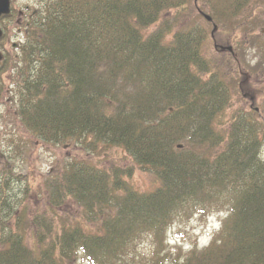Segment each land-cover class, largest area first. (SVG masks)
Segmentation results:
<instances>
[{
  "label": "trees",
  "instance_id": "obj_1",
  "mask_svg": "<svg viewBox=\"0 0 264 264\" xmlns=\"http://www.w3.org/2000/svg\"><path fill=\"white\" fill-rule=\"evenodd\" d=\"M40 1L24 28L22 58L12 61L15 118L41 143H73L93 155L120 147L155 184L139 192L131 166L65 160L43 182L44 209L28 214V183L15 194L14 172L1 170L0 264H126L134 257L158 264L183 208L223 206L228 214L207 245L171 264H264V118L241 107L226 114L233 48L219 52L223 58L204 56L196 27L176 29L170 41L169 27L144 36L161 14L182 17L190 0ZM250 1L205 4L212 22L231 32ZM222 37L231 46L230 33ZM213 39L220 44L216 33ZM8 61L5 54L0 72ZM144 240L154 248L149 260L137 249Z\"/></svg>",
  "mask_w": 264,
  "mask_h": 264
},
{
  "label": "rangeland",
  "instance_id": "obj_2",
  "mask_svg": "<svg viewBox=\"0 0 264 264\" xmlns=\"http://www.w3.org/2000/svg\"><path fill=\"white\" fill-rule=\"evenodd\" d=\"M205 1L190 0L186 13L182 17L176 18L171 12L161 14L160 21L143 29L142 33L147 36L162 28L169 27L171 32H174L176 29L196 27L205 36L201 45L203 55L211 59L216 57L223 58V55L218 54L220 51L214 48L210 36L213 25L204 17L208 15ZM41 6L40 0L12 1L10 15L0 20V29L4 32L3 40L0 42V52L4 51L9 56L8 65L0 72V153L6 151L7 139H21V143L24 146L23 160L15 159L18 170H14V176L17 180H14L11 184L13 193L22 192L23 186L28 183L30 193L26 197L25 203L27 213L35 211L40 213V208L46 203L44 198V180L63 161L69 160L66 158L69 156L73 157L76 162L87 161L90 165L105 169L110 166H131L133 175L130 181L133 187L139 192L153 188L155 177L152 172L148 168L139 167L122 148L104 146L102 147L103 149L97 151V154L93 155L92 153L87 154L84 149L80 150L76 144H74L75 146L64 147V145L54 144L53 142L41 143L39 140L36 141L29 133L24 132L19 121L13 118L12 111L15 102L12 100V92L14 91L12 81L15 75V68L12 61L22 58L21 50L19 49L24 40V28ZM174 18L176 19L175 21H173ZM237 19L241 27H236L235 24L234 30L231 32L227 28L222 29L220 25L217 26L216 31L214 30L220 42V44L216 43L218 48L228 47L223 46L225 44H221L226 42L222 40V34L230 33V38H232L231 47L236 57V62H233L231 66L233 70L230 71V75L233 78L231 83L232 108L227 110L226 114L241 107L249 111L254 109L260 117L264 118V49L262 48V51L256 50L260 47L261 42H264V0H251L248 6L240 12ZM12 45L15 46L12 47ZM223 54L229 55L227 52H223ZM241 88L249 89L248 91L253 93V95L244 98ZM259 120L261 121V118ZM261 151L264 157V145L261 147ZM42 209H44V206ZM228 210L227 206L218 209L199 208L194 211L183 208L167 228L164 247L158 264H171L176 256L181 258L188 251L194 248L199 249L207 244L210 237L217 232V230H212L213 225L217 226L218 229L220 222L228 214ZM75 212L74 208H70L67 214L69 216L76 215ZM91 231H96L94 225H92ZM27 234L31 236L33 232L28 231ZM26 243L29 248H33L35 241L28 237ZM137 249L139 254L148 260L152 257L154 250L151 243L147 240L141 241ZM141 262L140 258L134 257V259L126 261V264H141ZM72 264L87 263L82 258H76Z\"/></svg>",
  "mask_w": 264,
  "mask_h": 264
},
{
  "label": "flooded vegetation",
  "instance_id": "obj_3",
  "mask_svg": "<svg viewBox=\"0 0 264 264\" xmlns=\"http://www.w3.org/2000/svg\"><path fill=\"white\" fill-rule=\"evenodd\" d=\"M31 19V17H29ZM25 36V31L23 32ZM3 44V42H2ZM14 47V45H12ZM23 128V127H22ZM24 132H27L25 128H23ZM28 133V132H27ZM14 134V133H12ZM4 135V134H2ZM1 136V135H0ZM14 139H8L6 143V151L0 153V170H18L16 167L17 162H15L14 152H15V144L13 142ZM24 149V146H23ZM68 159L73 160V157H67ZM53 170V169H51Z\"/></svg>",
  "mask_w": 264,
  "mask_h": 264
},
{
  "label": "water",
  "instance_id": "obj_4",
  "mask_svg": "<svg viewBox=\"0 0 264 264\" xmlns=\"http://www.w3.org/2000/svg\"><path fill=\"white\" fill-rule=\"evenodd\" d=\"M10 0H0V17L7 16L10 13L9 9ZM206 20L210 21V18L208 16L205 17ZM213 30H215V26L213 27ZM2 37V32L0 30V38ZM227 50H231L230 47L227 48ZM2 59V56L0 54V61Z\"/></svg>",
  "mask_w": 264,
  "mask_h": 264
}]
</instances>
